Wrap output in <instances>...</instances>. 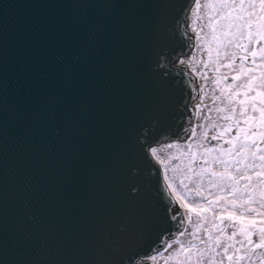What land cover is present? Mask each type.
Returning <instances> with one entry per match:
<instances>
[{
  "label": "water",
  "instance_id": "95a60500",
  "mask_svg": "<svg viewBox=\"0 0 264 264\" xmlns=\"http://www.w3.org/2000/svg\"><path fill=\"white\" fill-rule=\"evenodd\" d=\"M193 1L0 0L6 264H80L113 213L111 170L125 141L138 149L159 218L167 205L173 211L149 148L193 128L196 79L174 65L193 46L185 27ZM161 19L165 69L156 67ZM165 71L173 95L161 108L157 77ZM141 135L146 145L136 142ZM183 225L178 211L169 226L178 233Z\"/></svg>",
  "mask_w": 264,
  "mask_h": 264
},
{
  "label": "snow or ice",
  "instance_id": "6c2138e0",
  "mask_svg": "<svg viewBox=\"0 0 264 264\" xmlns=\"http://www.w3.org/2000/svg\"><path fill=\"white\" fill-rule=\"evenodd\" d=\"M160 24L156 49L159 63L156 67L165 69L164 61L167 60L169 49L164 37L163 19ZM256 43L259 46L260 40L258 39ZM251 55L255 57V51ZM238 78V74H235L230 80ZM222 79L228 81L229 77ZM228 84L231 83L225 84L226 88ZM157 85V102L163 108L171 103L173 95V86L169 83L166 71L157 77ZM228 131L235 132V128ZM136 142L146 145L148 143L146 135L137 137ZM138 156L135 143L125 141L111 170L113 213L90 253L80 261V264H147L149 260L156 264V256L150 255L152 252L160 255L165 264H169L173 259L175 264H242L245 259L252 264L256 249H264V215H260L258 210L254 216L238 214L233 208L220 203L221 200L227 199L224 196L198 203L186 202L184 208L188 223L191 224L195 216L198 224L193 231L188 232L185 229L177 235L169 226L174 219L172 205L166 206V219L161 220L157 215L149 195L150 184L147 178L141 175ZM257 175L264 176V173ZM232 203L234 202L229 201V204ZM231 227H235L236 231L229 235L226 229ZM185 236L189 237L186 244L181 240V237ZM237 236L242 239L237 240ZM255 236H258V242L253 239ZM176 245L179 247H174ZM165 252H170V255L165 257ZM259 259L260 264H264V255ZM0 264H6L2 246ZM48 264L53 262L49 261Z\"/></svg>",
  "mask_w": 264,
  "mask_h": 264
},
{
  "label": "rangeland",
  "instance_id": "374dc122",
  "mask_svg": "<svg viewBox=\"0 0 264 264\" xmlns=\"http://www.w3.org/2000/svg\"><path fill=\"white\" fill-rule=\"evenodd\" d=\"M236 3V0H206L200 9L194 8L188 18L189 28L195 33L196 46L192 55L185 57V61L202 77L210 96L199 125L204 139L213 135L209 127L212 113L225 111L227 106L222 99L214 97L215 89L208 81L212 77L215 78V72H218V80L214 82L218 89L229 88L231 84L226 88L225 84L228 82L222 79L228 76L226 65L229 61L235 63L234 58L241 55L233 42H242L243 34L232 31L234 21L229 10V7ZM241 80L240 77L239 82ZM200 137L198 134L192 144L183 147L175 146L168 140L154 148L159 161L166 168L168 177L182 194L194 203L224 196L227 199L220 201L222 205L233 208L238 214L243 212L244 203L247 202L246 191L252 186L247 185V188L242 190L243 185L247 183L246 179L243 180V160L223 157V152L219 153L215 148H201L200 142L196 141V138ZM225 137L231 138V134L228 133ZM229 201L234 203L229 204ZM194 219L196 217L193 216ZM191 228H195L192 223ZM169 264H175V260H170Z\"/></svg>",
  "mask_w": 264,
  "mask_h": 264
},
{
  "label": "flooded vegetation",
  "instance_id": "af4514ba",
  "mask_svg": "<svg viewBox=\"0 0 264 264\" xmlns=\"http://www.w3.org/2000/svg\"><path fill=\"white\" fill-rule=\"evenodd\" d=\"M236 1L238 3L231 7L230 13L234 21L232 31L243 34L242 42H233L241 55L234 58L235 63L229 61L226 65V69L230 71L227 73V82L231 83V86L224 90L215 87L214 91V97L222 99L227 106L225 111L212 113L209 127L213 135L204 139L203 132L198 127L196 136L199 134L201 137L196 138V141L200 142L201 148L222 151L223 157L243 160V180L246 179L247 183L243 185L242 190H245L247 185L252 186L246 191L245 209L239 214L254 216L258 210L260 215H264V176L257 175L264 173V51L260 50L264 49V0ZM258 39L259 46L256 43ZM253 51L256 53L255 57L251 55ZM245 56L248 58H241ZM215 73L216 77L209 81L211 85H215L214 82L218 80V72ZM235 74H238L239 78L231 81L230 77ZM230 128H235V132H229ZM228 133L231 138L225 137ZM199 144L197 143V146ZM196 223L197 218L192 221V225L196 227ZM193 230L194 228H190L188 232ZM226 230L230 235L236 228ZM188 238L186 236V241ZM236 239L240 240L242 237L237 236ZM253 239L258 242V236ZM262 255L264 249H256L252 264H260L259 257ZM162 264H165L164 260ZM242 264L249 262L245 259Z\"/></svg>",
  "mask_w": 264,
  "mask_h": 264
},
{
  "label": "bare ground",
  "instance_id": "6f19581e",
  "mask_svg": "<svg viewBox=\"0 0 264 264\" xmlns=\"http://www.w3.org/2000/svg\"><path fill=\"white\" fill-rule=\"evenodd\" d=\"M204 2H205V0H195L194 6L202 5ZM182 62H185L184 57L179 58L177 60L176 64L182 63ZM209 99H210V96L208 94V91L206 90L205 87L200 85V95L196 100V113L198 114V117L196 116V119L201 118L203 111H204V104H208L210 101ZM171 141L175 146H184V139H175V140H171ZM154 147H155V145L151 148V150H152L153 155L158 159ZM158 161H159V159H158ZM162 167H163V170L165 171V178H166L167 183L170 186L171 193L173 194V196L176 199V204L178 205V207L180 209H185L184 204L186 202H188V203H192V202H190V200L184 194H182V192L180 191V189L177 187V185L175 183L171 182V180L168 177V174L166 172V168L164 166H162ZM153 255H155L156 257L158 256L157 253H154Z\"/></svg>",
  "mask_w": 264,
  "mask_h": 264
}]
</instances>
